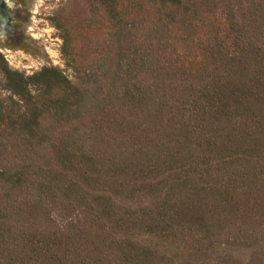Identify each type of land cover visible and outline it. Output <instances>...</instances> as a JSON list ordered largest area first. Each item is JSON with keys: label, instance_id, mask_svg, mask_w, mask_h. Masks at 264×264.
I'll return each instance as SVG.
<instances>
[{"label": "trees", "instance_id": "trees-1", "mask_svg": "<svg viewBox=\"0 0 264 264\" xmlns=\"http://www.w3.org/2000/svg\"><path fill=\"white\" fill-rule=\"evenodd\" d=\"M85 1V71L0 55V264H264V0Z\"/></svg>", "mask_w": 264, "mask_h": 264}, {"label": "rangeland", "instance_id": "rangeland-1", "mask_svg": "<svg viewBox=\"0 0 264 264\" xmlns=\"http://www.w3.org/2000/svg\"><path fill=\"white\" fill-rule=\"evenodd\" d=\"M12 33L0 34V55L9 68L32 75L43 68H58L72 77L85 71L90 62L88 38L98 33L88 30L85 0H7ZM69 42L70 58L62 55ZM0 97L7 95L1 90Z\"/></svg>", "mask_w": 264, "mask_h": 264}, {"label": "water", "instance_id": "water-1", "mask_svg": "<svg viewBox=\"0 0 264 264\" xmlns=\"http://www.w3.org/2000/svg\"><path fill=\"white\" fill-rule=\"evenodd\" d=\"M1 3L2 2L0 1V5ZM0 24H1V27H0L1 35L6 36L7 31L11 32L12 28L9 27L8 15L6 14L5 10H3L1 7H0Z\"/></svg>", "mask_w": 264, "mask_h": 264}, {"label": "flooded vegetation", "instance_id": "flooded-vegetation-1", "mask_svg": "<svg viewBox=\"0 0 264 264\" xmlns=\"http://www.w3.org/2000/svg\"><path fill=\"white\" fill-rule=\"evenodd\" d=\"M0 1L2 2L1 5H0V7H1L3 10H5L6 14L8 15V18H9V27L12 28L11 23H12L13 15H12V13H11L10 4L8 3L7 0H0ZM0 27H1V24H0ZM0 31H1V30H0ZM8 33H12V30H11V32L7 31V34H8ZM0 34H1V32H0ZM7 34H6V35H7Z\"/></svg>", "mask_w": 264, "mask_h": 264}]
</instances>
